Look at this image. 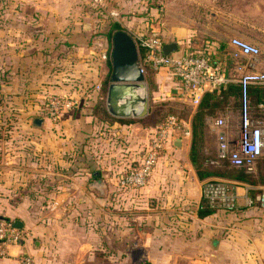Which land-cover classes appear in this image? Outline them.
I'll return each mask as SVG.
<instances>
[{"label": "crops", "instance_id": "obj_1", "mask_svg": "<svg viewBox=\"0 0 264 264\" xmlns=\"http://www.w3.org/2000/svg\"><path fill=\"white\" fill-rule=\"evenodd\" d=\"M93 5L107 13L111 9L114 15L105 19ZM108 18L124 29L175 42L172 53L186 49L214 53L231 78L228 82H237L242 72L264 68V0H99V5L92 0H0V216L21 221L20 229L26 232L23 247L33 264H133L134 249L143 250L151 264H201L203 250L209 245L207 253L214 254L228 232L255 240L257 245L250 248L258 263H264V255L260 256L264 219L251 206L197 215L201 183L210 177H197L187 154L189 135L178 136V146L170 137L146 184L126 191L115 189V177L108 175L137 162L151 127L133 133L134 121L90 124L87 108L85 113L58 119L63 128L85 126L80 145L56 147L55 159L48 163L26 144L25 126L38 131L58 128L39 108L45 95L70 91L63 78L86 71L98 84L108 73L102 57L96 63V56L105 50L96 48L102 38L93 35ZM233 36L257 45L259 54L252 63L247 56L232 55L228 40ZM144 82L152 102H189L166 67L151 71L150 90ZM227 115L237 121L235 133L240 107L226 110L223 117ZM35 117L40 118L38 125L33 123ZM228 131L233 134L229 126ZM112 137L115 141L106 149ZM99 146L105 147L97 153L100 173L92 172L90 163L75 160L81 151ZM64 155L67 159H62ZM97 177L105 182L103 191L88 186ZM230 181L239 204L247 189L264 186ZM107 196L117 202L113 213L98 204ZM40 198L53 201L49 209L28 203ZM90 201L98 202L95 212L85 207ZM91 214L99 219L96 225L87 223ZM17 254L18 247L9 245L0 264H20Z\"/></svg>", "mask_w": 264, "mask_h": 264}, {"label": "built area", "instance_id": "obj_2", "mask_svg": "<svg viewBox=\"0 0 264 264\" xmlns=\"http://www.w3.org/2000/svg\"><path fill=\"white\" fill-rule=\"evenodd\" d=\"M92 1L99 5V0ZM124 30L133 38L136 47L139 46L144 51L140 58L138 56L141 71L143 72L144 64H149L153 69L166 67L174 75L180 95L192 105L197 104L205 89L217 88L231 79L219 62L211 63L201 53L186 50L179 53H163L161 47L164 41L160 36L138 32L134 29L125 28ZM228 43L233 47L232 55L247 56L251 60L250 63L259 54L256 44L239 37H230ZM236 81L241 87L238 127L235 133L230 134L225 117L213 118V123L218 131L216 158L212 161L226 159L228 164L241 167L246 172H252L255 168V161L262 154L264 148V120L251 118L245 87L249 83L264 85V68L242 72L237 76ZM78 103L77 95L67 97L51 95L47 98L44 116L55 121L65 110L73 108ZM257 106L264 109V94ZM177 132H179L178 136L189 135V129L180 117L173 113L165 114L149 130L147 143L137 162L129 164L115 176L116 188L135 190L144 186L151 176L153 166L162 149L170 137L177 135ZM200 192L201 196L209 201L219 202L226 208H232L237 204L238 194L224 180L206 179L201 183ZM242 204L264 208V186L260 187L255 199L244 192ZM11 222V219L0 217V255L7 253L9 245H16L20 264H33L31 255L23 247L26 232L13 226Z\"/></svg>", "mask_w": 264, "mask_h": 264}, {"label": "trees", "instance_id": "obj_3", "mask_svg": "<svg viewBox=\"0 0 264 264\" xmlns=\"http://www.w3.org/2000/svg\"><path fill=\"white\" fill-rule=\"evenodd\" d=\"M93 10L96 11L99 15L108 17V13L97 5L95 6L93 5ZM120 28L123 27L117 21L108 18L106 27L104 28V31H102L101 33L104 34V36L106 35L111 36L112 31ZM137 31L141 32L138 29ZM142 33H147V32H142ZM208 43H209L208 41L207 42L205 41L204 46H206V44ZM186 51H192V50L186 49ZM143 52H144L143 49L138 46L137 53L139 58L141 57ZM194 52L200 53L199 51H194ZM201 54L204 55L206 58H208V60L211 63L218 62L216 55L214 53L202 51ZM100 57H102L103 59L108 58L107 65L110 70L109 51L102 52L101 56H96L95 59L97 60L96 63L98 62V58ZM142 68H143L144 80L147 82L148 89L150 90V88L152 87L151 71L153 69L149 64H144ZM108 75H109V71L106 74V76H104L100 80L98 84H96L95 78H92L90 76L87 77L82 74L77 76L69 75L65 81L67 84H69L70 91L64 93H49L45 95L40 103L41 105V108H39L41 109L39 110L40 114L44 115L46 101L49 96L57 95L60 97H67L70 96L71 94H76L80 98L79 103L76 106H74L69 110H65L55 121H52L49 118L48 119L51 122L55 123L56 121H58L59 118H61L65 114L75 116L79 113H85L87 111V108H90L92 116H96L99 120L107 124H110L115 121L120 123L133 121L132 118L116 117L107 112L104 106V96H105L106 84L109 80ZM93 87H95L94 91H93ZM263 94H264L263 84L249 83L246 85L245 96L247 99V105L251 118H260L264 120V109L257 106V103L260 102ZM92 96L95 97L93 101L91 100ZM89 99L91 100L90 103H89ZM152 103L148 104V110H147L148 113L152 112V105H155V102ZM240 104H241V87L238 82H226L225 84L220 85L217 88H207L202 92L197 104L195 105V110L193 111L190 119L191 130L188 128L190 138H189L188 153H187L188 159L193 165L195 169V173L199 179L218 176L234 181L244 182L250 185H259V184L264 185V167L257 169V174L259 177L257 180L251 174L245 172L243 168L228 164L226 159L219 160L221 162V166H213L208 164V161L215 159L216 156L207 158V156H204L198 149V141H199L198 132L200 126H202V123L204 121H207L208 118H215L220 115L223 116V113L226 110L240 107ZM82 107H84L83 110H81ZM258 158L259 159L262 158L263 160L264 156L260 155ZM227 183L229 184V186L233 188L232 183L229 182ZM121 191H126V190H121ZM259 191L260 189L257 187L249 188L247 189V194L251 198L255 199ZM243 207H245V205L237 203L232 208H226L219 202L209 201L207 198L201 196L197 209V215L199 217H202L204 215L216 212L218 210H222L223 212H238L242 210ZM255 207L257 208V206ZM5 218L9 219L8 217Z\"/></svg>", "mask_w": 264, "mask_h": 264}, {"label": "rangeland", "instance_id": "obj_4", "mask_svg": "<svg viewBox=\"0 0 264 264\" xmlns=\"http://www.w3.org/2000/svg\"><path fill=\"white\" fill-rule=\"evenodd\" d=\"M106 11H108V14L110 16L114 15L113 10L110 9V10H106ZM111 13H113V14H111ZM99 16L105 18V16H103V15H99ZM105 27H106V25H102V24L100 26H96L95 28L97 29V32H96V34H93V35H96V36H99L102 38L98 41L96 48L98 50L103 49V50H105V52H107L110 50L111 42H110V35L104 36V34L101 33L102 31H104ZM103 60L105 61L104 70H107L108 69V65H107L108 58H104ZM95 70H96V68H95ZM85 75L87 76L86 71H85ZM63 79L65 81L66 77ZM71 95H75V94H71ZM148 102H149V104L152 103V101L150 99L148 100ZM194 110H195V105H192L190 102H187V101L177 102V103H169L167 101H156L155 105H152V112L151 113L147 112L145 115H143L141 117H130L136 123L134 126V128H136V129H132L131 132L134 133V130L135 131L137 130L136 132L138 133L139 132L138 130L150 129V127H152L155 123L159 122L162 119V117L167 113L176 114L178 117H180L185 122V125L191 130L190 119H191V115H192ZM123 118H125V117H123ZM226 119H227L226 123L228 124L229 129L231 130V133H234V126L237 122L236 119L232 118L230 115H227ZM97 121L102 122L96 116H90V121H89L90 124H92V123L98 124ZM55 124L58 126V128L51 129V130L46 129V128H44V129L41 128L40 131H38V129H36V128L34 129L31 127L25 126V130H26V134H27L26 144H28V146L32 149L33 152H36V154L38 155L37 157L39 160H41V162L44 161V162L49 163L51 159H55L54 158L55 153L53 152V150L56 147H58V146L60 147V145L62 146V144L68 147V145H71V143H73V144L78 143V145H80L81 144L80 142L84 140L83 139L84 137L82 135H80L81 132H83V133L85 132L86 128L84 125L81 127V125L72 124L70 126H66V128H63L62 125L59 126V120L57 122H55ZM95 128H97V126ZM215 129H216V127L213 123V120L211 121L208 118L207 121H204L202 123V126H200V129L198 132V136H199L198 149L204 156H207V158L214 156V154H215L214 150H216V148H217V135H216ZM97 131H98V129L95 130L96 134H97ZM122 134L124 135V133H122ZM129 136L130 135L126 136V138ZM189 138H190V135H189ZM111 140L113 142L115 141V140H113V137L108 139L107 140L108 142H106L107 143L106 149L111 148L110 147ZM102 146H104V145H102ZM103 148L105 149V147L99 146L98 148L96 147L94 149V151L90 148H87V149H85V151H83V152L81 151V153L77 156V158H75V160L76 161H83L84 163H90L93 166L92 172L96 171L97 173H100L99 169L96 166V161H97V156H98L97 153L99 151L101 152V150H104ZM123 148H125V147L123 146ZM112 149H113L112 150L113 155H111V156L113 158H115L114 152L116 154V150H115V148H112ZM37 150H38V152H37ZM79 151H80V149H79ZM261 156H264V148H263V152H262ZM62 159H67V157H65V155H64V157ZM212 160H214V159H212ZM212 160H209L208 164L213 165V166H221V162L219 160H217L216 162H214ZM256 160L257 161H255L254 171L247 172V173L251 174L255 179L258 180L259 177L257 174V169L264 167V159L262 160V158H260V159L258 158ZM129 163L131 164V162H129ZM124 168H125V166L123 165L120 172L122 170H124ZM117 174L118 173L113 172V173L109 174L108 176L109 177H111V176L115 177V176H117ZM207 179L224 180L226 182L232 183V181H230V179H226V178L218 177V176H213V177H210ZM26 189L31 190V188H27V187H26ZM115 189H117L116 185H115ZM107 192H108V190H107ZM28 203L32 204V205L36 204L38 206H41L44 209H49V206L53 203V201L50 202L49 200H42L40 198L38 200L29 201ZM69 203H71V202H68V204ZM97 203H98L97 201H90L87 203V205L85 207H87V209L89 211L95 212V210L97 209L98 204H99L100 206H103V208L106 211H108L109 213L110 212L113 213L115 208H116L115 204H117V202H115L113 199H111V200L108 199V196L105 200H101L100 203H98V204ZM237 203H239L238 200H237ZM249 209L255 211V213H254L255 215H259L264 219V208H262V207L256 208L254 206V207L249 208ZM93 215L94 214H91V217L89 218L87 223H91V224L94 223V225H96L97 222L99 221V219ZM106 222H107V220H106ZM263 225H264V223H263ZM222 236H223V239L222 240L219 239L221 241V243H219V249L216 251L214 250L213 251V252H215L214 254L210 255L209 253H207V251L209 249V245L207 246L206 250L204 249L205 251L203 250V253H201V256H202L201 259L204 261V263L202 262L201 264H259V263L264 264L261 262L258 263L259 258L256 254V251L254 253V252H252V249L250 248L251 245H254V246L257 245L255 240H251V238H250V240L249 239L247 240L246 238L244 239V237L239 235V234H230L229 232H228L229 237L227 239H224V235H222ZM134 251H133V258L131 259L133 264H151V259L146 260L147 257L144 255L143 250L134 249ZM105 252H108V250L106 249ZM262 255H264V252L262 253V251H261L260 256H262Z\"/></svg>", "mask_w": 264, "mask_h": 264}, {"label": "water", "instance_id": "obj_5", "mask_svg": "<svg viewBox=\"0 0 264 264\" xmlns=\"http://www.w3.org/2000/svg\"><path fill=\"white\" fill-rule=\"evenodd\" d=\"M110 70L106 84L104 105L106 110L117 117H141L148 110V95L138 60L137 47L128 32L124 29H115L110 36ZM175 42H164L161 50L168 53L176 49ZM34 124L40 123V118L33 119ZM178 133L172 136L174 145H180ZM88 186L99 191L105 188L102 177L94 178ZM11 224L21 228L22 223L15 218Z\"/></svg>", "mask_w": 264, "mask_h": 264}]
</instances>
